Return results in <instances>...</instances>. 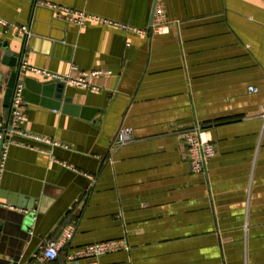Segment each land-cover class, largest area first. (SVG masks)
Segmentation results:
<instances>
[{
  "label": "crops",
  "instance_id": "1",
  "mask_svg": "<svg viewBox=\"0 0 264 264\" xmlns=\"http://www.w3.org/2000/svg\"><path fill=\"white\" fill-rule=\"evenodd\" d=\"M49 1L97 19L0 0V41L20 56L18 27L30 26L23 62L89 86L66 81L78 113L24 100V129L58 144L6 140L0 263L64 264L86 244L124 238L128 249L98 263L264 264V0ZM158 4L163 32L151 30ZM6 112L0 104L4 122ZM196 123L216 148L207 172L192 170L180 134ZM123 127L132 139L114 147ZM69 222L60 256L43 258Z\"/></svg>",
  "mask_w": 264,
  "mask_h": 264
},
{
  "label": "built area",
  "instance_id": "2",
  "mask_svg": "<svg viewBox=\"0 0 264 264\" xmlns=\"http://www.w3.org/2000/svg\"><path fill=\"white\" fill-rule=\"evenodd\" d=\"M36 4L51 8L52 10H54V12H56L57 16L62 17L68 23L83 25L86 23L87 19H97L96 16L84 12L83 10L76 9L72 6L62 3L52 2L49 0H36ZM104 21L105 23H113L107 19H105ZM167 23L168 18L164 7L162 4H158L153 15L151 30H155L156 32H163L167 27ZM3 24L12 25L8 22H3ZM114 25H117V23L115 22ZM122 26L139 32L147 31L146 29L134 28L132 26L124 24ZM18 29L19 32L23 35H31V30L28 25H20ZM22 70L25 73H27V71H31L36 74L43 75L44 78H61L65 79L66 81H73L74 83L83 87L89 86V82L84 75L74 78L70 74H59L39 66L28 64L27 62L23 63ZM250 89L256 90V87H250ZM22 90L23 82H19L15 87L12 98L11 113L13 115V121L10 127L8 128L6 122L0 119V170L3 166V160L7 154V148H5V144L7 145L9 141L7 142L6 140H11L12 134H19L38 141L58 144V142L56 141L35 133L28 132L26 129H24L23 123L25 122V111ZM180 134L186 143L189 162L192 170L197 172H207L209 160L216 153L215 144L212 137L209 135V132L205 128H203L200 123H196L182 130ZM132 136L133 130L131 127L121 128L115 138L113 144L114 147L129 142L132 139ZM3 138H5V142L1 148V145L3 144ZM0 205L9 206L10 204H7L0 200ZM74 231L75 222L67 223L58 237L54 239L51 238L41 246L42 257L49 260L57 259L60 256L67 240L73 235ZM128 248L129 244L124 238L92 242L76 249L72 253L67 254L64 264H77L80 260H84V264H99L98 258L101 255Z\"/></svg>",
  "mask_w": 264,
  "mask_h": 264
},
{
  "label": "water",
  "instance_id": "3",
  "mask_svg": "<svg viewBox=\"0 0 264 264\" xmlns=\"http://www.w3.org/2000/svg\"><path fill=\"white\" fill-rule=\"evenodd\" d=\"M27 41L28 36L24 35L22 43L23 49L20 56L14 55L13 51L8 46V43L0 41V47L5 50L4 52L0 51V93L3 92V100L1 102L0 99V104H2V107L7 110L6 124L8 125V128L13 121L11 103L15 87L19 82H23L22 95L25 101L47 105L54 108H60L62 106L65 111L78 113L77 109L72 107L73 104H70L72 98L64 95L66 89L65 79L44 78L41 80L26 75V73L22 70ZM4 140L5 138H3L1 148L4 145ZM19 258V254L14 255L11 264H18Z\"/></svg>",
  "mask_w": 264,
  "mask_h": 264
}]
</instances>
